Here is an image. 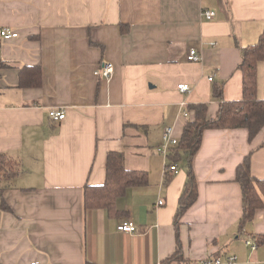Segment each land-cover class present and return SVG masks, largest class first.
I'll return each mask as SVG.
<instances>
[{"label": "crops", "instance_id": "1", "mask_svg": "<svg viewBox=\"0 0 264 264\" xmlns=\"http://www.w3.org/2000/svg\"><path fill=\"white\" fill-rule=\"evenodd\" d=\"M0 29L19 35L0 38V155L16 163L13 175L0 174V264H164L178 244L177 264L229 256L264 264V245L246 243L264 235V208L240 226L237 181L246 158L264 180V127L253 139L245 128L204 131L192 158L197 200L178 229L189 160L181 152L173 161L176 147L168 159L157 151L165 128L181 139L192 106L206 105L214 119L222 103L242 100V51L264 31V0H0ZM190 49L199 61L187 60ZM106 62L108 80L95 74ZM110 153L148 175L113 215L84 208L85 187L106 181ZM126 221L137 233L118 232Z\"/></svg>", "mask_w": 264, "mask_h": 264}, {"label": "trees", "instance_id": "2", "mask_svg": "<svg viewBox=\"0 0 264 264\" xmlns=\"http://www.w3.org/2000/svg\"><path fill=\"white\" fill-rule=\"evenodd\" d=\"M261 62H264V31L256 44L250 45L242 51V62L239 66L243 75L242 100L222 103L217 117L214 119H208L206 105L191 107L196 112V118L193 122L186 123L179 145L170 155L173 161L178 162L181 158V152H184L189 160L188 178L175 217L177 229L179 219L197 200V181L192 169V158L201 147L204 131L220 128H245L249 131L250 139H253L264 127V100L257 98L258 64ZM0 66H4V64L0 63ZM29 70V68L24 69L25 72ZM14 167H16L14 161L0 155L1 175L4 177L13 175ZM237 181L242 188L243 216L240 220V226L243 227V225L253 221L258 210L264 208V180H259L251 175L250 159L246 158L238 168ZM147 183V173L126 169L124 155L122 153H110L107 156L106 181L100 186L89 185L85 187L84 208L86 210L103 209L112 215L116 214V201L124 196L129 188L143 186ZM252 238L258 246L264 245V235H252ZM181 262H184V259L180 244H178L175 253L166 259L164 264Z\"/></svg>", "mask_w": 264, "mask_h": 264}, {"label": "built area", "instance_id": "3", "mask_svg": "<svg viewBox=\"0 0 264 264\" xmlns=\"http://www.w3.org/2000/svg\"><path fill=\"white\" fill-rule=\"evenodd\" d=\"M202 16H204L208 20H212L216 14L214 11H208L205 10L202 13ZM18 33L11 31L10 29H0V38L4 40H11L18 38ZM187 60L189 62H197L199 61V54L195 49H190L189 55ZM96 76L103 78V79H112L114 76V65L112 63H104L102 67L96 71ZM210 81H213V78L209 79ZM178 89L182 93H186L190 91L189 85L181 84L178 86ZM188 114L187 112H183L182 116L186 117ZM50 117L53 121H63L66 118V112L65 111H51ZM179 138L175 136L174 128L167 127L165 128L163 132V145L157 148V151L165 158L168 159L170 152L172 148L177 147L179 145ZM168 170L170 172L178 173V169L176 165H170L168 167ZM164 201H160L159 205H163ZM118 232L126 235L135 234L137 233V227L134 224L133 221H126L117 227ZM248 246L251 247L253 251H255L258 248V245L252 241L246 242ZM209 264H238V259L236 256H229L225 261H222L221 259H213L211 261H208Z\"/></svg>", "mask_w": 264, "mask_h": 264}, {"label": "rangeland", "instance_id": "4", "mask_svg": "<svg viewBox=\"0 0 264 264\" xmlns=\"http://www.w3.org/2000/svg\"><path fill=\"white\" fill-rule=\"evenodd\" d=\"M14 171L16 172V167H14ZM15 172H14V173H15Z\"/></svg>", "mask_w": 264, "mask_h": 264}]
</instances>
